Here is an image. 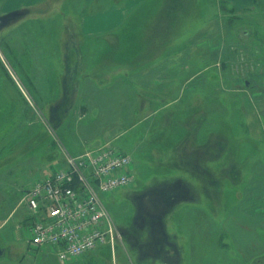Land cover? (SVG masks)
Here are the masks:
<instances>
[{"label": "rangeland", "instance_id": "rangeland-1", "mask_svg": "<svg viewBox=\"0 0 264 264\" xmlns=\"http://www.w3.org/2000/svg\"><path fill=\"white\" fill-rule=\"evenodd\" d=\"M148 1L134 11L126 33L119 30L100 45L92 70L78 67L80 53L69 42L58 52L64 27L58 12L50 19L2 20L0 264H63L48 247L31 248L23 196L78 151L68 131L82 113L81 81L98 66L102 84L131 72L142 76L134 85L137 100L127 104L140 109L125 117L132 128L126 135L105 134L99 143L133 155L135 191L103 195L114 246L100 244L74 264H264L263 4L237 9L225 0ZM57 6L70 15L88 10L82 0ZM162 58L174 67L156 66ZM153 71L164 72L161 83ZM168 153L183 162L193 182L191 202L174 210L172 190L150 178L179 171L164 167ZM134 215L140 237L134 227L125 233L116 225L121 219L133 224Z\"/></svg>", "mask_w": 264, "mask_h": 264}, {"label": "crops", "instance_id": "crops-1", "mask_svg": "<svg viewBox=\"0 0 264 264\" xmlns=\"http://www.w3.org/2000/svg\"><path fill=\"white\" fill-rule=\"evenodd\" d=\"M65 1L66 0H0V24L3 19L17 20L20 16H22L23 19H50L55 12H58V14L54 15L61 16L60 19L63 21L62 25L64 26L61 29L62 31L60 30L59 32L58 52H64L65 41H67L70 43L68 45L69 48H74L75 52L78 51L80 53L81 63H78V67L83 66L87 69H93L96 67L95 53L98 52L100 45L103 46L105 43V46H107L110 44V36L119 30L126 33L128 25H132L133 19H135L134 16L137 14L134 11L144 7V5L149 2L148 0H82L84 5L83 8H87L88 10L84 13H77V15H70L63 12V8L57 6L58 4H63ZM225 1L230 2L237 9L251 7L260 1L263 4L262 7H264V0ZM70 35V39L65 38V36L70 37ZM75 56L76 53L73 55V61L76 60ZM52 60L51 62H53ZM55 60L57 61L55 65H59L60 61L56 56ZM61 60H64L63 57ZM73 61L71 66L75 67L77 63ZM155 64L156 66L158 65L159 68L168 69L174 67V61L163 58ZM118 67L120 66L114 65V68ZM98 68V73L96 74H101V66H98ZM92 73L93 74H87L81 81V99L83 103H81L82 105L80 107L82 113L79 116V121H75V125L73 122L71 130L68 131V133H73V136H71L72 143L78 148V151L75 152L74 155L80 154L86 149L91 148L92 143L93 145L95 144L93 147L100 145L99 143L104 139L105 134L110 132L113 134L114 131L118 130L119 136L126 135V133L130 131V128H132V125L130 127L127 126L126 115L128 114L129 117L136 116L140 110L137 109L136 102H134V106H131V108H128L127 104L129 99L137 100V92L134 85L140 84L139 79H141L142 76L136 72H131L129 75L125 74L128 75L127 77L110 78L109 80L108 75L109 81L102 84L100 78L94 74L95 70ZM162 73L164 72L153 71V73L149 74H151V77L154 78L153 80L158 84L164 80L163 76H161ZM168 81L169 79L167 78V82ZM128 86L131 88L130 90H128ZM132 90L135 95L131 98L129 94ZM101 116H105V119L101 120ZM116 116L118 117V121L110 120L111 117ZM88 145H90V147H88ZM121 149L126 150V148L123 147ZM169 154L170 153L165 156V162L163 163L165 165L164 167L168 168L170 165H173L174 168L179 169V171L168 170L163 173H151L150 178L158 181V185H160L159 188L163 189L165 187L168 191L172 190L170 193L173 195L172 203L174 206H171V210H174L177 208V204L191 202V197L194 194L190 187L193 182L183 162L176 159L174 154ZM199 173L201 172L199 171ZM128 189L130 190L129 192L135 191V189H130V187L123 189V191H119L125 192L128 191ZM117 192H115V194ZM198 198H200V193ZM119 200L121 199L119 198ZM171 210H169V212H172ZM116 222V225H119L118 220H116ZM105 244L110 243H103V245ZM110 245L112 246V244ZM127 253L133 258L129 251ZM80 260L81 259H78L76 262H71V264L77 263Z\"/></svg>", "mask_w": 264, "mask_h": 264}, {"label": "built area", "instance_id": "built-area-1", "mask_svg": "<svg viewBox=\"0 0 264 264\" xmlns=\"http://www.w3.org/2000/svg\"><path fill=\"white\" fill-rule=\"evenodd\" d=\"M66 161L23 196L31 248L48 247L63 264L88 256L100 244H114L115 225L103 195L129 188L134 178L133 155L110 142L67 154Z\"/></svg>", "mask_w": 264, "mask_h": 264}, {"label": "flooded vegetation", "instance_id": "flooded-vegetation-1", "mask_svg": "<svg viewBox=\"0 0 264 264\" xmlns=\"http://www.w3.org/2000/svg\"><path fill=\"white\" fill-rule=\"evenodd\" d=\"M131 197V196H130ZM130 197H125V199L123 201L125 202H131L130 200ZM140 221V219H138ZM132 221H133V224H130V221L129 220H125V219H121V220H118V223H119V226L122 227V229L125 231L126 233V230H129L128 226L130 225L131 227H134V229L136 230H132L134 231V233L136 234V236L140 237V235H142V232L139 230V226H138V223H137V217L134 215V217L132 218ZM133 225V226H132Z\"/></svg>", "mask_w": 264, "mask_h": 264}, {"label": "water", "instance_id": "water-1", "mask_svg": "<svg viewBox=\"0 0 264 264\" xmlns=\"http://www.w3.org/2000/svg\"><path fill=\"white\" fill-rule=\"evenodd\" d=\"M0 254H1V249H0Z\"/></svg>", "mask_w": 264, "mask_h": 264}]
</instances>
